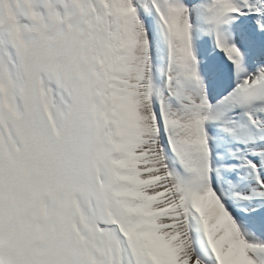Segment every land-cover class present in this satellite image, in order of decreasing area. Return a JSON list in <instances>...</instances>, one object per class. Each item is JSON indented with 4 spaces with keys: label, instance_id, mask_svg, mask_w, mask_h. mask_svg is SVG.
Wrapping results in <instances>:
<instances>
[{
    "label": "snow or ice",
    "instance_id": "snow-or-ice-1",
    "mask_svg": "<svg viewBox=\"0 0 264 264\" xmlns=\"http://www.w3.org/2000/svg\"><path fill=\"white\" fill-rule=\"evenodd\" d=\"M0 264H264V0H0Z\"/></svg>",
    "mask_w": 264,
    "mask_h": 264
}]
</instances>
